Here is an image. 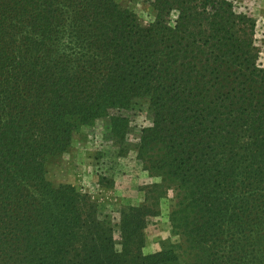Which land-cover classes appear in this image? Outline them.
<instances>
[{
  "label": "trees",
  "instance_id": "1",
  "mask_svg": "<svg viewBox=\"0 0 264 264\" xmlns=\"http://www.w3.org/2000/svg\"><path fill=\"white\" fill-rule=\"evenodd\" d=\"M149 3L146 25L116 0H0V264H180L173 248L143 252L169 191L173 223L201 251L192 264H264L256 21L236 0ZM144 102L149 125L129 142ZM103 118L120 154L134 150L160 179L118 222L46 178ZM237 220L255 228L251 262L223 257L219 237Z\"/></svg>",
  "mask_w": 264,
  "mask_h": 264
},
{
  "label": "rangeland",
  "instance_id": "2",
  "mask_svg": "<svg viewBox=\"0 0 264 264\" xmlns=\"http://www.w3.org/2000/svg\"><path fill=\"white\" fill-rule=\"evenodd\" d=\"M122 9L134 12L143 24L156 19V12L149 0H116ZM239 11L247 13L256 21V46L259 63L264 67V0H236ZM133 142L142 128L149 125L148 103H142L139 110L129 113ZM108 119L97 120L92 126H84L73 136L68 152L50 160L47 165V180L55 187L72 185L80 193L88 195L98 210L120 220L126 207H139L144 203L147 186L160 183L143 170L135 151L121 155L118 144L112 139ZM174 194L158 202L159 215L150 217L145 229L144 254L150 255L173 248L180 264H192L201 256L197 247L191 246L188 237L171 219L175 202ZM219 237L224 245L223 257L229 254L239 258L243 253L251 262L255 254V228L250 222L235 221L225 227ZM240 244V245H239ZM220 249V248H219ZM218 249V250H219Z\"/></svg>",
  "mask_w": 264,
  "mask_h": 264
}]
</instances>
